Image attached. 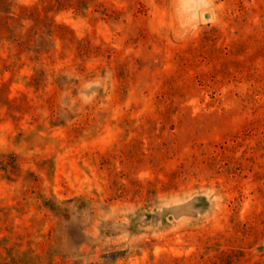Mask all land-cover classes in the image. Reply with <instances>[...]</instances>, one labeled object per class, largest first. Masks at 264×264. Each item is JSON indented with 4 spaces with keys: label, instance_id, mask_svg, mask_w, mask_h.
Wrapping results in <instances>:
<instances>
[{
    "label": "rangeland",
    "instance_id": "rangeland-1",
    "mask_svg": "<svg viewBox=\"0 0 264 264\" xmlns=\"http://www.w3.org/2000/svg\"><path fill=\"white\" fill-rule=\"evenodd\" d=\"M0 264H264V0H0Z\"/></svg>",
    "mask_w": 264,
    "mask_h": 264
}]
</instances>
